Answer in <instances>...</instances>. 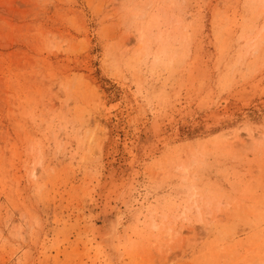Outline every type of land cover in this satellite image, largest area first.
<instances>
[{"label":"rangeland","instance_id":"obj_1","mask_svg":"<svg viewBox=\"0 0 264 264\" xmlns=\"http://www.w3.org/2000/svg\"><path fill=\"white\" fill-rule=\"evenodd\" d=\"M0 264H264V0H0Z\"/></svg>","mask_w":264,"mask_h":264}]
</instances>
